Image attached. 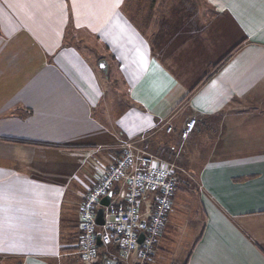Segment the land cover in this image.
Returning a JSON list of instances; mask_svg holds the SVG:
<instances>
[{
  "label": "crops",
  "instance_id": "0c3cea01",
  "mask_svg": "<svg viewBox=\"0 0 264 264\" xmlns=\"http://www.w3.org/2000/svg\"><path fill=\"white\" fill-rule=\"evenodd\" d=\"M115 5L0 0V264L112 258L114 246H104L101 263L97 250L88 262L81 258L79 210L129 140L177 161L213 155L196 166L202 231L181 263L166 264H264V110L242 114L243 104L233 105L230 128L234 139L244 137L231 140L228 158L217 156V103L227 98L217 88L237 92L258 79L252 73H264V0ZM92 54L105 62L101 74ZM64 118L69 125L57 126ZM190 118L196 122L185 143ZM196 134L206 139H190ZM179 174L177 183L186 185ZM110 191L112 205H123L125 179ZM152 197L143 198L141 219ZM166 218L151 256L142 261L134 251L126 264L157 263Z\"/></svg>",
  "mask_w": 264,
  "mask_h": 264
},
{
  "label": "built area",
  "instance_id": "2783aa9c",
  "mask_svg": "<svg viewBox=\"0 0 264 264\" xmlns=\"http://www.w3.org/2000/svg\"><path fill=\"white\" fill-rule=\"evenodd\" d=\"M196 119L190 118L185 126V134L190 133ZM115 163L98 178L94 186L86 192L80 205V254L91 259L96 254V232L100 231L102 245L116 247L112 256L117 261L129 258L136 251L140 260L146 261L153 252L156 238L160 235L171 196L177 185V173L183 172L176 160L151 153L137 141H125ZM155 165V166H154ZM125 179L126 194L123 205H109L104 210V223L95 224L99 200L113 183ZM152 192V202L145 225L140 226V208L143 198ZM144 231L143 243L137 242L139 231Z\"/></svg>",
  "mask_w": 264,
  "mask_h": 264
},
{
  "label": "rangeland",
  "instance_id": "374dc122",
  "mask_svg": "<svg viewBox=\"0 0 264 264\" xmlns=\"http://www.w3.org/2000/svg\"><path fill=\"white\" fill-rule=\"evenodd\" d=\"M84 41L79 40V44L80 45L86 44ZM88 41L89 43L93 42L90 40ZM86 46L87 48H89L88 44H86ZM236 48L232 49L231 50L232 52H228L227 55L223 56L222 63L225 61V59L228 56L233 54ZM90 58L92 59V63L95 65V67L98 69L99 73L101 74L102 72L99 68V60H100L98 59L99 57H97L96 54L94 55L92 54L90 55ZM109 75H110L109 79L113 81L114 78L112 79V74L110 73ZM255 76H258V79ZM252 77H255V78H252L253 80L248 82V87L237 88V92H233L235 89H231V88H228V89L217 88V97L220 96V93L227 94V98L224 102H222L221 104L217 103V117L219 115V117L221 118L218 121L219 123L217 124V131H218L217 139H218V143L222 144L220 146H217V156H223V157L228 158L234 152V149H231L230 147L231 140L232 141L234 140V142L238 140L240 142L242 141L241 137H244V136H237L235 137L236 139L235 140L233 136V131L230 128L229 114H230V109L233 108V105L237 104L238 106V105L243 104V108L245 109V112H241L242 114H246L247 112H250L252 109L251 106H254L255 107L254 109L264 110V73H260V72L252 73ZM110 93H112L111 90H110ZM251 101H253L254 103H250ZM238 108L240 109L241 107H238ZM225 114L227 116L226 119H225L226 117ZM112 115H114L113 110H112ZM64 119H65L64 121H57V126H65V125L68 126L69 125L68 119L67 118H64ZM244 120H245L244 124L246 126L247 122H249L250 120H247V119H244ZM88 123L91 124V120L88 121ZM263 129H264V125H263ZM220 130H222V133L220 132ZM257 131H258L257 133H260V135H254L253 138H255V140L262 139L261 130L259 129ZM203 133H206V132L203 131ZM188 136L189 134H186L185 136L186 138L182 136V138L184 137L183 140L185 139L184 142L188 139L187 138ZM71 137L72 138L64 136L63 138L74 140V137L73 136ZM195 138L197 140L206 139L204 134H201L200 136H197V134L193 135L192 137L190 136V139L192 140H195ZM260 144H261V141L258 142V145ZM144 148L148 150L147 147H144ZM174 150L180 153L182 151V143H180V145L175 146ZM50 154L54 155L53 153H50ZM211 157H213L212 153L210 152L203 153V151L201 153L194 154L192 159L190 158L191 159L190 162H187L184 156H180L178 161L174 155H172L171 157H168V158H174L177 164L183 167L182 169L183 172H180L178 176H179V179L184 178L183 181H185L186 185L179 183L178 184L179 186L176 187V190H175V193L172 199V203L170 204V209H169V212L166 218L167 224L164 228L163 236H161L160 237L161 239H159L158 244L160 245L161 243V245L163 246L162 247L160 246L162 251L160 250L161 251L160 256L156 264H166L169 261L177 260V259L181 263L180 260L184 259V256H186V254L191 250L194 242L199 237L202 231V228L204 226V223H205V215L203 213V204L200 200V192L197 189L198 188V184H197L198 175L196 172L197 171L196 166L202 163L204 160L211 158ZM181 185H183L184 188L186 186L185 189L187 191H185L184 189H180ZM114 200H115V197L112 198V202H114ZM146 215H147V212L144 213V216ZM104 249H105L104 245H101L96 248L98 257L100 258L99 263H101V258L103 257ZM157 251H159V249ZM81 258L85 260L84 262H88L86 260H90V259H85L82 256ZM128 260L129 258L126 260H123L119 264L121 263L126 264L128 263Z\"/></svg>",
  "mask_w": 264,
  "mask_h": 264
},
{
  "label": "water",
  "instance_id": "95a60500",
  "mask_svg": "<svg viewBox=\"0 0 264 264\" xmlns=\"http://www.w3.org/2000/svg\"><path fill=\"white\" fill-rule=\"evenodd\" d=\"M99 66H100V68H105V62L100 61ZM111 195H112V192L108 191L99 200V207L96 209V214H95V224L97 226H101L104 223V210H105V207H108L111 203ZM144 225H145V220L144 219L140 220V226L143 228ZM143 239H144V231L141 230L138 233V238H137L138 244L141 245L143 243ZM101 245H102V242L100 239V231H97L96 232V247H99ZM102 264H118V262L115 259H112V258L105 256L103 258Z\"/></svg>",
  "mask_w": 264,
  "mask_h": 264
},
{
  "label": "snow or ice",
  "instance_id": "6c2138e0",
  "mask_svg": "<svg viewBox=\"0 0 264 264\" xmlns=\"http://www.w3.org/2000/svg\"><path fill=\"white\" fill-rule=\"evenodd\" d=\"M120 0H116V5L115 6H119ZM155 166V165H154Z\"/></svg>",
  "mask_w": 264,
  "mask_h": 264
},
{
  "label": "trees",
  "instance_id": "16d2710c",
  "mask_svg": "<svg viewBox=\"0 0 264 264\" xmlns=\"http://www.w3.org/2000/svg\"><path fill=\"white\" fill-rule=\"evenodd\" d=\"M218 65V64H217ZM179 160V159H178ZM179 185H178V183H177V185H176V187H178ZM110 205H112V202L110 203ZM152 254V253H151ZM151 256V255H150ZM120 262H118V264H119ZM122 264V263H121Z\"/></svg>",
  "mask_w": 264,
  "mask_h": 264
}]
</instances>
